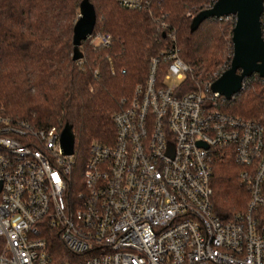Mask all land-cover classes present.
Masks as SVG:
<instances>
[{
	"label": "built area",
	"instance_id": "2783aa9c",
	"mask_svg": "<svg viewBox=\"0 0 264 264\" xmlns=\"http://www.w3.org/2000/svg\"><path fill=\"white\" fill-rule=\"evenodd\" d=\"M117 2L148 11L165 48L121 99L114 143H90L78 191L61 130L0 114V264H264V106L249 120L219 109L212 82L183 90L192 68L154 0ZM88 39L111 43L102 32ZM217 152L233 156L249 192L245 211L227 221L211 207ZM48 230L67 248L58 259Z\"/></svg>",
	"mask_w": 264,
	"mask_h": 264
},
{
	"label": "trees",
	"instance_id": "16d2710c",
	"mask_svg": "<svg viewBox=\"0 0 264 264\" xmlns=\"http://www.w3.org/2000/svg\"><path fill=\"white\" fill-rule=\"evenodd\" d=\"M82 0H0V114L34 128L71 126L74 134L71 188L81 189L82 172L92 141L115 140L113 115L134 87L145 81L150 59L165 48L159 23L146 10L121 7L117 0H90L93 33L111 36L108 46L81 42L83 57L72 60L73 26ZM215 0H154L155 17L175 31L180 57L192 68L182 89L213 82L229 68L234 16L208 18L192 29V19ZM264 37V14L262 16ZM124 70V72H122ZM264 106V80L244 79L242 89L219 109L257 120ZM233 156L217 152L211 164L212 212L227 221L245 211L247 187ZM53 257L67 248L53 230L44 234Z\"/></svg>",
	"mask_w": 264,
	"mask_h": 264
},
{
	"label": "water",
	"instance_id": "95a60500",
	"mask_svg": "<svg viewBox=\"0 0 264 264\" xmlns=\"http://www.w3.org/2000/svg\"><path fill=\"white\" fill-rule=\"evenodd\" d=\"M263 12L264 0H215L192 19L194 29L208 18L235 17L231 36L233 52L230 66L210 85L212 92H217L226 100L242 89L245 78L257 74L264 80ZM95 23L93 4L90 0H82L73 26V61L83 57L80 50L81 42L90 37ZM60 147L64 155H72L74 152V134L68 124L60 131Z\"/></svg>",
	"mask_w": 264,
	"mask_h": 264
},
{
	"label": "rangeland",
	"instance_id": "374dc122",
	"mask_svg": "<svg viewBox=\"0 0 264 264\" xmlns=\"http://www.w3.org/2000/svg\"><path fill=\"white\" fill-rule=\"evenodd\" d=\"M263 14H264V12H263ZM263 16V15H262ZM247 204V203H246Z\"/></svg>",
	"mask_w": 264,
	"mask_h": 264
}]
</instances>
